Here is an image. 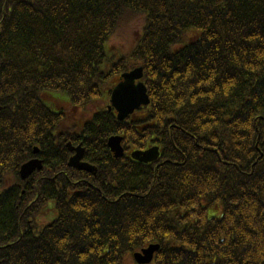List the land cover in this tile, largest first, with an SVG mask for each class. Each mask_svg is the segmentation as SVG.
Listing matches in <instances>:
<instances>
[{
  "label": "trees",
  "instance_id": "16d2710c",
  "mask_svg": "<svg viewBox=\"0 0 264 264\" xmlns=\"http://www.w3.org/2000/svg\"><path fill=\"white\" fill-rule=\"evenodd\" d=\"M128 17L132 49H110ZM138 66L148 105H92ZM150 244L147 264H264V0H0V264H138Z\"/></svg>",
  "mask_w": 264,
  "mask_h": 264
},
{
  "label": "water",
  "instance_id": "95a60500",
  "mask_svg": "<svg viewBox=\"0 0 264 264\" xmlns=\"http://www.w3.org/2000/svg\"><path fill=\"white\" fill-rule=\"evenodd\" d=\"M143 75L142 67H135L130 71L124 72L120 76V81L114 86L110 94L109 109L114 108L118 120H124L127 116L132 114L134 110L149 103V97L145 84L141 81ZM122 137L111 136L108 138L107 145L115 158L123 155V148L121 146ZM70 151H75V154L68 160V166L74 167L78 170H85L88 172L95 171V166L82 161L83 148L78 145L72 147L70 143L67 144ZM37 149H35V152ZM159 156L158 146H152L146 150H135L130 154L131 159L142 163H148L156 160ZM42 168L41 160L32 159L23 164L19 169V176L22 180L27 179L35 170L39 171ZM158 244H150L140 251L133 254L135 261L138 264L150 263L153 259L154 253L158 250Z\"/></svg>",
  "mask_w": 264,
  "mask_h": 264
},
{
  "label": "rangeland",
  "instance_id": "374dc122",
  "mask_svg": "<svg viewBox=\"0 0 264 264\" xmlns=\"http://www.w3.org/2000/svg\"><path fill=\"white\" fill-rule=\"evenodd\" d=\"M142 25L140 24V20L136 17H128L124 22H122L119 26L117 31L115 32L112 39L109 41L110 49L115 48V46L122 49L123 52H127L131 50L135 39L138 37L139 32L141 31ZM110 49H106V55H110L112 52ZM107 96L101 97V99L92 105L96 107L99 105L107 104L108 101L106 100ZM54 203L52 201L48 202L46 205L47 211L45 214L39 217L41 222H45L50 219L51 211L48 208H53ZM132 260V258H131Z\"/></svg>",
  "mask_w": 264,
  "mask_h": 264
}]
</instances>
